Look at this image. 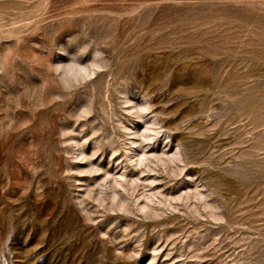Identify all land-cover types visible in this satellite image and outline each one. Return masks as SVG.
<instances>
[{"label":"rangeland","instance_id":"1","mask_svg":"<svg viewBox=\"0 0 264 264\" xmlns=\"http://www.w3.org/2000/svg\"><path fill=\"white\" fill-rule=\"evenodd\" d=\"M0 264H264V0H0Z\"/></svg>","mask_w":264,"mask_h":264}]
</instances>
